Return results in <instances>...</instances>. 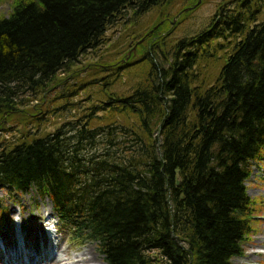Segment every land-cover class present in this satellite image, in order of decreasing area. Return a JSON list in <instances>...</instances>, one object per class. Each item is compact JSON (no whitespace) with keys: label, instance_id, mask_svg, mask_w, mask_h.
Here are the masks:
<instances>
[{"label":"trees","instance_id":"trees-1","mask_svg":"<svg viewBox=\"0 0 264 264\" xmlns=\"http://www.w3.org/2000/svg\"><path fill=\"white\" fill-rule=\"evenodd\" d=\"M174 1L13 0L0 15V118L19 133L0 145V187L49 198L106 264H234L256 232L264 0H230L112 72L105 58L77 71L129 11L160 8L166 32Z\"/></svg>","mask_w":264,"mask_h":264},{"label":"rangeland","instance_id":"rangeland-1","mask_svg":"<svg viewBox=\"0 0 264 264\" xmlns=\"http://www.w3.org/2000/svg\"><path fill=\"white\" fill-rule=\"evenodd\" d=\"M12 1L13 0H0V15L7 16L11 12ZM228 1L230 0L174 1V5L171 6L168 12V14L171 15V22L167 27L168 30L163 34H161L163 29H159V26L164 24L162 20L163 13L160 8L153 9L151 12L139 18H135L131 13L132 11H129L130 14L128 16H125V18L120 20L118 25L112 27L107 32V40L105 41L104 47L100 51L91 53L85 58H82V63L78 64L77 71L92 75L93 66L98 64V61L102 58L110 60L108 68L111 72L120 62L125 63L131 60L136 62L142 58L143 53L148 48V39H151L150 44L155 45L156 43L159 44L162 37L168 35V42H164L165 46H167L169 42L176 43L181 39L194 37L210 25L212 19L216 16L219 6L226 4ZM159 22L161 23L155 26V24ZM144 34L145 37L138 43H135L137 38ZM88 65L89 67H86ZM211 70L212 69H210V71ZM128 73L129 71L124 74V81L127 80ZM81 78H85L84 74ZM69 81L74 83L72 78H70ZM120 89L125 90L126 86H122ZM61 90V86L56 87V90L51 92L50 97H54ZM75 101L77 102V98ZM1 119L2 118H0V145L5 139L11 140L19 135L12 124L9 125L10 129L7 130L2 123H7L6 119L3 121H1ZM56 127L57 125H54L47 130L54 131ZM246 187L250 198L256 201L257 212L255 214L258 215L256 217L258 224L256 226V232L253 233L251 239L245 243L244 255L234 258L233 263L264 264V260L259 259L257 256L259 254L258 252L264 251L259 245L260 241H264V160L262 163L254 166L252 177L246 183ZM29 213L42 216L43 222L45 221L46 232H51L50 226L52 224L56 225L55 229H57V232H55L52 237L49 234L48 242L49 246L50 243L51 245L53 243L56 247L59 246V250L54 249V246L51 247L53 252L50 254L54 256L58 254L60 261L63 257L72 260L76 255L79 256L82 253H87L88 256L84 258L90 259L92 262L90 264H106L98 244L91 241L79 242L72 238L71 230L65 229L58 221V217L53 210L50 199L43 198L33 191L26 194H18L10 191L7 187H0V228L5 224L17 223L21 217H26ZM50 213L53 214V217H49ZM19 215H21V217H19ZM27 218L38 219V217ZM23 246L25 250H28L25 243H23ZM1 247L4 248V245L2 244ZM33 253L34 255L36 254L35 252ZM45 264H58V257L57 259H50V261H47Z\"/></svg>","mask_w":264,"mask_h":264},{"label":"bare ground","instance_id":"bare-ground-1","mask_svg":"<svg viewBox=\"0 0 264 264\" xmlns=\"http://www.w3.org/2000/svg\"><path fill=\"white\" fill-rule=\"evenodd\" d=\"M206 126V122H205ZM49 217H53L50 213ZM21 217V215H19ZM27 217H38L27 218ZM49 221V219H48ZM49 232H46L45 221L41 215H33L31 213L27 214L26 217H21L17 223L5 224L0 228V263L2 264H25V257L29 264H45L50 259H57L58 264H90L92 263L90 259H85L87 253H82L79 256H75L72 260L69 258H64L60 261L59 255H51L53 252L52 248L59 250V246L56 247L53 243L49 246L48 242ZM22 238L28 250L21 249L17 245L18 240ZM43 242V245H42ZM4 245V248L1 245ZM259 245L264 249V241H260ZM49 247V249H48ZM35 252L36 254L34 255ZM257 255L259 259L264 260V251L258 252ZM38 257V259H36ZM5 262V263H4Z\"/></svg>","mask_w":264,"mask_h":264},{"label":"water","instance_id":"water-1","mask_svg":"<svg viewBox=\"0 0 264 264\" xmlns=\"http://www.w3.org/2000/svg\"><path fill=\"white\" fill-rule=\"evenodd\" d=\"M206 122V121H205ZM205 129H206V126H205ZM177 185L179 186L180 185V181H177Z\"/></svg>","mask_w":264,"mask_h":264}]
</instances>
